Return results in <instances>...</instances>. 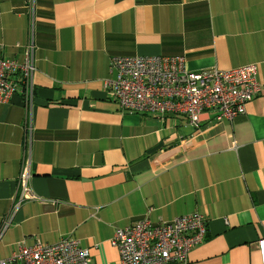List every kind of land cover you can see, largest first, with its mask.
<instances>
[{"label": "crops", "instance_id": "obj_1", "mask_svg": "<svg viewBox=\"0 0 264 264\" xmlns=\"http://www.w3.org/2000/svg\"><path fill=\"white\" fill-rule=\"evenodd\" d=\"M31 2L0 0V60L22 61ZM34 36L33 103L0 104V262L72 236L90 264H120L118 228L200 213L207 237L188 264L263 263L264 0H34ZM135 56L183 57L192 73L255 64L260 89L244 115L205 114L199 129L128 114L104 82L113 58ZM26 156L39 200L3 232Z\"/></svg>", "mask_w": 264, "mask_h": 264}, {"label": "built area", "instance_id": "obj_2", "mask_svg": "<svg viewBox=\"0 0 264 264\" xmlns=\"http://www.w3.org/2000/svg\"><path fill=\"white\" fill-rule=\"evenodd\" d=\"M29 41L22 49V61L0 60V104H7L15 95L32 105L36 72L34 36V0L31 2ZM113 78L104 82V89L128 114H151L158 117L181 116L199 129L202 116L215 113L219 122L232 121L246 113V106L259 92L257 67L247 64L230 71L204 70L190 72L183 57H115L110 66ZM31 130V126L28 127ZM30 149L29 143L26 145ZM30 157H24L18 185L20 201L5 221L3 232L11 225L23 201H38L30 187ZM207 219L200 213L175 218L171 222L153 224L149 219L118 228L110 244L120 253V264H188L193 249L207 237ZM2 232V233H3ZM264 264V239L258 242ZM91 251L82 248L72 236L58 244L41 242L21 244L9 260L0 264H90Z\"/></svg>", "mask_w": 264, "mask_h": 264}]
</instances>
